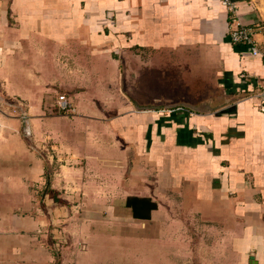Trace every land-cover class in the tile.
<instances>
[{"label":"crops","instance_id":"obj_1","mask_svg":"<svg viewBox=\"0 0 264 264\" xmlns=\"http://www.w3.org/2000/svg\"><path fill=\"white\" fill-rule=\"evenodd\" d=\"M238 6L264 51L254 1ZM229 28L221 0H0V264L40 263L46 215L77 216L54 200L44 212L41 175L60 178L48 189L63 201L103 197L95 219L84 209L89 244L85 228H114L106 211L119 229L210 230L228 264H264V56ZM132 196L158 204L150 220L134 219ZM136 231L133 244L168 242Z\"/></svg>","mask_w":264,"mask_h":264},{"label":"rangeland","instance_id":"obj_2","mask_svg":"<svg viewBox=\"0 0 264 264\" xmlns=\"http://www.w3.org/2000/svg\"><path fill=\"white\" fill-rule=\"evenodd\" d=\"M256 8L259 10L261 16V24L264 27V0H253ZM2 119L5 116L0 115ZM56 165L53 166V168ZM51 171V170H49ZM42 180L40 182V207L44 208L47 212V208L52 209L53 205L49 204V200L59 202L63 205H68L73 208L71 214L76 217L62 221L61 223L52 224L49 215H46V223L40 227L37 231L39 235L37 238V243L35 246L38 254H40V263L37 264H228L229 261L223 252L226 251L227 245L223 242L220 243V237L215 236L210 230H196L194 227L185 228L179 225L175 227H164L155 228V226L150 227V230L146 228L145 223L142 221H127L123 225V228H116V221L112 216H109L106 211L102 214L103 218L100 220H106L108 222L115 221L114 228L112 224L109 229H104L101 224L98 227L85 228L87 232L92 233V242L89 244L86 242L85 232H83V227L81 225L82 218L85 214V207L89 206L94 213H92V218L95 219V211H97L98 205L96 201L102 200L103 197L100 195H94L92 193V198L84 202L85 194L70 192L71 199L65 201L59 199L58 194L54 188L49 187L48 182L50 181V186L52 185L53 179L57 178L55 186L59 189L60 182L56 175H41ZM81 176V175H80ZM55 177V178H54ZM82 178L80 177V180ZM62 183V182H61ZM63 186H65V183ZM36 188V185L34 186ZM63 188V187H62ZM61 188V189H62ZM48 190V196L43 203L44 195ZM58 191V190H57ZM64 193L67 191H72L69 187L63 189ZM61 193V192H60ZM60 195V194H59ZM88 199V196H86ZM76 206V207H75ZM90 214V213H89ZM114 218V219H113ZM177 219L176 216H174ZM50 220V221H48ZM190 221V220H188ZM78 225V227H77ZM81 226V227H80ZM127 226V227H126ZM124 227H126L124 229ZM107 230L110 233H107ZM136 230L142 231V238L147 236H159L161 240H167L168 242H162V244H154V241L144 240L141 243L133 244L132 236L133 232ZM148 231V232H147ZM137 232V231H136ZM146 232V233H145ZM164 233L166 237L164 236ZM107 235L106 237L104 236ZM110 234V236H108ZM136 236V235H134ZM172 236V238H170ZM94 238V239H93ZM96 239V240H95ZM67 249L71 251L67 254ZM34 247H30V251L33 252ZM89 258L85 259L83 255L82 259H76V253L84 254L88 253ZM87 256V255H86ZM85 256V257H86ZM44 257H48V260H41ZM91 257V258H90ZM27 263V261H26ZM31 264V262L27 263ZM33 264V263H32Z\"/></svg>","mask_w":264,"mask_h":264},{"label":"built area","instance_id":"obj_3","mask_svg":"<svg viewBox=\"0 0 264 264\" xmlns=\"http://www.w3.org/2000/svg\"><path fill=\"white\" fill-rule=\"evenodd\" d=\"M226 7L229 18L230 28L229 37L235 45H248L252 48L254 55L264 56V51L258 49L257 42L255 40L256 28L244 24L241 14L239 13L238 0H221ZM245 77V76H243ZM259 93L258 96L262 98L264 96V80L258 84ZM57 108L64 115H72L75 113L74 104L65 95H60L57 99ZM6 101L0 97V114H6ZM264 111V106L262 107Z\"/></svg>","mask_w":264,"mask_h":264},{"label":"trees","instance_id":"obj_4","mask_svg":"<svg viewBox=\"0 0 264 264\" xmlns=\"http://www.w3.org/2000/svg\"><path fill=\"white\" fill-rule=\"evenodd\" d=\"M128 208L132 209L134 219L150 220L152 212L158 209V204L150 198L129 197L126 201Z\"/></svg>","mask_w":264,"mask_h":264}]
</instances>
